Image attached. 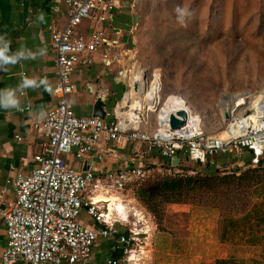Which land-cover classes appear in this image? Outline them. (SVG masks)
Returning <instances> with one entry per match:
<instances>
[{
	"label": "built area",
	"instance_id": "built-area-1",
	"mask_svg": "<svg viewBox=\"0 0 264 264\" xmlns=\"http://www.w3.org/2000/svg\"><path fill=\"white\" fill-rule=\"evenodd\" d=\"M57 3H63L67 13L60 28L49 27L50 48L55 55L56 85L52 94L56 104L33 125L43 140L34 156L36 167L29 174L16 176L15 201L0 211L7 239L0 264H87L99 238L115 240L116 249L123 251L120 259L107 258L104 264H126L130 260L128 249L137 234L126 228L123 218L118 219L123 214L117 208L112 211L108 207L105 213L100 212L88 191L91 187L101 192L124 191L150 177V171L141 165L128 166L106 172L100 181L96 179V169L77 172L66 165L64 157L74 155L82 161L86 155L101 152V142L114 143L119 148L137 143L144 145L147 153L156 151L168 160L184 152L189 161L199 165H206L217 154L240 156L246 151L251 156L249 167L263 166L264 96L254 102L251 92L231 95L229 99L233 98L223 110L228 111L229 120L216 134L206 133L199 117L193 113L194 118L186 114L183 127L171 130L170 113L159 116L161 102L155 111L144 105L141 109L133 107L130 103L127 112L116 108L110 123L79 117L70 103L74 92L72 75L90 67L97 50L115 44L106 39L102 26L116 5L112 0H56L52 8L55 13L59 11ZM84 22L93 23L89 35L78 32ZM27 110L28 107L20 112ZM148 112H158L154 131L148 130ZM97 158L101 159V154ZM228 172L232 174V170ZM82 210L95 221L98 230L78 222ZM120 223L127 235L119 234L116 225Z\"/></svg>",
	"mask_w": 264,
	"mask_h": 264
},
{
	"label": "rangeland",
	"instance_id": "rangeland-1",
	"mask_svg": "<svg viewBox=\"0 0 264 264\" xmlns=\"http://www.w3.org/2000/svg\"><path fill=\"white\" fill-rule=\"evenodd\" d=\"M144 3V18L133 34L134 47L124 57L127 70L132 66L143 69L148 90L160 96L159 108L168 98L179 97L190 116L199 117L206 133L221 132L226 126L221 110L231 95L264 91V0ZM180 6L191 10L192 17H181L174 11ZM157 114L147 113L149 131L157 127ZM249 159L247 152L230 159L233 165L244 168L240 175L257 170L261 180L242 192L239 199L243 206L238 208L243 209L199 191L186 198L191 206L189 214H176L167 210V205L161 207L163 219L159 224L128 193L133 190L110 189L105 198L116 199L122 206L116 208L123 214L118 219L123 218L126 228L137 234L126 264H213L219 259L264 264V228L258 227L264 215V165L245 168ZM157 160L164 159L158 156ZM187 161L183 171L208 173L203 166ZM146 168L154 180L165 176L164 169L169 167L158 162L146 164Z\"/></svg>",
	"mask_w": 264,
	"mask_h": 264
},
{
	"label": "crops",
	"instance_id": "crops-1",
	"mask_svg": "<svg viewBox=\"0 0 264 264\" xmlns=\"http://www.w3.org/2000/svg\"><path fill=\"white\" fill-rule=\"evenodd\" d=\"M112 1L116 7L102 27L106 39L115 44L109 48L97 50L93 55L92 65L82 70L81 73L75 72L72 75L74 92L70 97L75 115L86 118H93L95 102L98 97H102L106 105V115L102 121L106 123L114 120L113 113L116 108L120 107L127 112L129 103L133 106V103L139 102L141 109L144 101L143 96H140L138 100L139 95L133 99L126 95L130 91L129 77L140 69L132 66L127 70L124 57L134 47L133 34L144 18L142 6L145 3L144 0ZM57 4L59 11L55 13L52 8L56 5V0H0V37L9 41V55L18 53L17 63L0 66V90L14 89L19 101L15 108L0 107V195L2 194L0 211L5 209L8 203L15 201L13 182L16 176L29 174L36 167L34 156L40 151L43 140L34 131L33 125L37 120L44 118L45 114L56 104V99L52 94L56 85L55 55L50 48L51 31L49 27L60 28L66 21L67 13V7L63 3ZM92 24L82 23L78 32L82 35H89L92 31ZM0 46L3 45L0 44ZM123 71L129 72L128 78L125 79L122 76ZM25 77L35 79L36 85L24 87L21 81ZM124 86L127 90L123 89ZM26 107H28L27 111L20 112V109ZM99 148L101 152L98 150L97 153L86 155L82 161L77 160L74 155L65 156L66 165L77 172L96 169L98 171L96 179L103 181V175L106 172L125 169L128 166L141 165L146 168V164L154 165L158 162L170 164L168 159L158 161V153L156 151L147 153L142 144L130 143L119 148L114 143L101 142ZM102 150L110 152L105 153ZM244 153L246 151L237 157H242ZM97 154H101L102 158L98 159ZM232 155L217 154L209 160V163L201 167L203 166L210 173L216 171L231 173L228 170H232V173L239 176L240 170L244 168L233 165L230 160ZM177 157H179L181 167L188 163L186 153L179 152ZM249 162L245 168L249 167ZM164 170L170 172L168 169ZM133 186H128L126 190L132 191ZM92 191L101 190L90 188L88 195L93 200L100 196V194L94 195ZM102 193L103 197L108 194L107 192ZM128 193L134 195L133 192ZM97 206L103 213L108 207L112 211H114L113 208L122 207L116 201L111 208L107 202H98ZM190 208L191 206L187 204L167 205V210L172 209L176 214H189ZM78 222L93 230L99 228L85 210L80 212ZM116 226L119 234L127 235L122 223ZM6 246L5 224L0 217V258ZM116 246L113 239L99 238L92 250V258L87 264H104L107 258L120 259L122 256L116 258V255H122V250L116 249Z\"/></svg>",
	"mask_w": 264,
	"mask_h": 264
},
{
	"label": "trees",
	"instance_id": "trees-1",
	"mask_svg": "<svg viewBox=\"0 0 264 264\" xmlns=\"http://www.w3.org/2000/svg\"><path fill=\"white\" fill-rule=\"evenodd\" d=\"M168 171L171 174H166L163 177L151 180V177L137 183L133 186L134 197L137 198L144 208L149 212L158 223L161 224L163 219V212L161 207L168 204H186L188 196H195L199 191L212 194L214 198L220 197L224 202L236 204V209L240 205L243 206L241 199L242 192L245 189L254 187L261 182L260 178L255 174L257 170H251L250 176L248 173L236 176L234 173L208 172L205 174L190 175L183 171V166L179 169L171 168L168 164ZM199 165V164H198ZM182 174H174L176 171ZM239 190V191H238ZM241 191V193L238 192ZM236 192V193H234ZM207 193V194H208ZM241 206V207H242ZM248 214V213H247ZM244 215L243 218H245ZM258 227L264 228V215L258 222ZM264 246V244H263ZM123 255V251H122ZM121 254H117L116 258H120ZM213 264H244L234 259H219Z\"/></svg>",
	"mask_w": 264,
	"mask_h": 264
},
{
	"label": "bare ground",
	"instance_id": "bare-ground-1",
	"mask_svg": "<svg viewBox=\"0 0 264 264\" xmlns=\"http://www.w3.org/2000/svg\"><path fill=\"white\" fill-rule=\"evenodd\" d=\"M122 76L126 79L129 77V72L128 71H123L122 72ZM134 80H139V85L141 87V91L140 94L138 96V100H140V96H143V102L146 104V107L149 110L155 111L156 107L159 105V103L161 102L160 96L158 94L152 93L147 89V82L145 80L144 77V72H142V69H140L136 74H134L133 76L131 75V77H129L128 82L130 83V85H132V83L134 82ZM132 89V87H131ZM133 93V90H130L129 92H127L126 95L129 96L130 99H132L130 96V93ZM255 100L254 102H258L262 99V97L264 96V91L262 92H258V93H253ZM233 98V97H232ZM231 98V99H232ZM231 99H229V101H227V104H229V102L231 101ZM237 103V100H236ZM185 102L179 98V97H172V98H168L164 104L162 105V112L159 114L162 115L163 113L165 115L167 114H175L177 111H183L186 112V114H188V117L190 118V113L188 112V110L185 109L184 106ZM227 104H223L224 107L221 111H223L225 109V107L227 106ZM133 107H141L139 102L133 103ZM164 114L162 115V117L164 116ZM96 203L98 202H107L111 206L114 205L115 203V199L113 197L111 198H105V197H97L94 199ZM121 208V207H119ZM112 210V209H111ZM133 257V256H132ZM131 259V258H130Z\"/></svg>",
	"mask_w": 264,
	"mask_h": 264
},
{
	"label": "clouds",
	"instance_id": "clouds-1",
	"mask_svg": "<svg viewBox=\"0 0 264 264\" xmlns=\"http://www.w3.org/2000/svg\"><path fill=\"white\" fill-rule=\"evenodd\" d=\"M175 12H178L181 17L187 16L192 17L193 13L191 10L184 8L182 6L174 9ZM182 25L183 22H182ZM0 44L3 46H0V66L7 65L9 63H17L18 62V53L9 55L8 54V45L9 41L5 40L3 37H0ZM21 84L24 87H33L36 85V80L33 78L25 77ZM0 96H2V100H0V107L3 108H15L17 107L19 101L15 96L14 89L8 88V89H2L0 90Z\"/></svg>",
	"mask_w": 264,
	"mask_h": 264
},
{
	"label": "water",
	"instance_id": "water-1",
	"mask_svg": "<svg viewBox=\"0 0 264 264\" xmlns=\"http://www.w3.org/2000/svg\"><path fill=\"white\" fill-rule=\"evenodd\" d=\"M129 87H130L129 90H133V93L132 92L130 93L131 94L130 97L133 99L140 92L139 80H134L132 85H130ZM123 89L127 90V87L124 86ZM105 106L106 105L104 99L102 97H98L94 105L92 117L100 120H104L106 115ZM186 117H187L186 112L183 111H177L175 114H170L169 125L171 130H179L181 127H183L185 125ZM224 118L226 121L229 120L228 111L224 112ZM169 162L172 168H178L180 166L179 157L177 156L172 157Z\"/></svg>",
	"mask_w": 264,
	"mask_h": 264
}]
</instances>
